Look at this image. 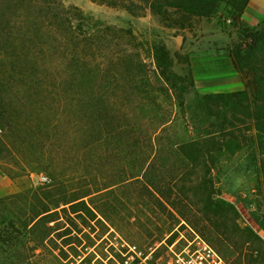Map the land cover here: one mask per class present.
<instances>
[{
    "label": "rangeland",
    "instance_id": "rangeland-1",
    "mask_svg": "<svg viewBox=\"0 0 264 264\" xmlns=\"http://www.w3.org/2000/svg\"><path fill=\"white\" fill-rule=\"evenodd\" d=\"M62 1L79 7L89 23L131 29L142 45L130 48L126 34L113 48L94 45L77 54L62 36L37 34L22 47L16 67L9 33L1 35L0 169L14 192L0 196V264H117L123 239L164 254L198 235L232 264H264V173L257 146L250 139L214 171L215 199L229 204L237 237H251L239 247L240 238L230 239L223 227L204 220L175 189L177 167H183L170 155V141L193 137L194 128L177 93L160 91L168 86L152 59L153 45L164 43L177 73L192 70L198 93L244 89L243 76L229 69L226 49L264 29V0H250L247 18H236L223 2L213 17L193 18L185 27L165 25L150 9L135 15L94 0ZM32 64L38 72H31ZM163 123L161 154L149 136ZM33 174L51 181L36 184ZM112 183L113 190H101Z\"/></svg>",
    "mask_w": 264,
    "mask_h": 264
},
{
    "label": "trees",
    "instance_id": "trees-1",
    "mask_svg": "<svg viewBox=\"0 0 264 264\" xmlns=\"http://www.w3.org/2000/svg\"><path fill=\"white\" fill-rule=\"evenodd\" d=\"M94 1L123 6L135 15L144 14L150 9L165 25L171 27H185L193 18H211L217 14L223 2L232 7L239 19L250 3V0ZM6 32L9 33V39L11 38V46L16 49L14 66L23 58L22 47L27 48V43L34 42L37 34L55 33L62 36L66 39L63 44L73 45L77 54L79 51L93 49L94 45L113 48L117 44L116 39L126 34L131 37L130 48L135 49L142 45L136 41L131 29H118L99 22L89 23L79 7L66 5L62 0H0V49L4 48L1 35ZM247 38L250 41L235 42L226 49L245 82L244 89L229 92L198 93L192 70L188 74L177 73L173 69L174 57L167 45L160 43L152 47L154 72L168 86L161 87L160 91L167 89L177 93L183 113L187 110L191 112L189 121L194 128L193 137L181 142L170 141V155L177 158L183 167H177L175 189L181 195L182 201L194 208L196 206L204 220L213 222L217 228L223 227L224 233L230 239L237 237L238 229L227 216L229 204L215 199L217 189L214 171L222 170V161L243 149L251 139L258 148L261 156L260 169L264 173V29L251 30ZM68 48L66 52L71 50ZM29 63H26L27 67ZM32 66L31 72L34 69L38 72L35 64ZM142 68L140 63L134 66L137 71ZM190 93L194 96L191 103H188L186 95ZM164 125L165 123L161 125V130L154 131L155 137L149 136L151 146L161 154L166 148L162 142L163 135L159 136L162 132L165 133ZM134 178L154 195L152 187L146 185L139 175ZM116 184L112 183L101 190L111 191ZM157 202L164 207L163 201L157 199ZM43 217L42 213L38 214L23 226L24 230L33 228ZM238 239L236 243L240 247L241 243L242 246L247 244L251 237H237L236 240ZM239 250L242 255L243 247Z\"/></svg>",
    "mask_w": 264,
    "mask_h": 264
},
{
    "label": "built area",
    "instance_id": "built-area-1",
    "mask_svg": "<svg viewBox=\"0 0 264 264\" xmlns=\"http://www.w3.org/2000/svg\"><path fill=\"white\" fill-rule=\"evenodd\" d=\"M35 175L32 178H37L36 184H47L51 181L46 174ZM170 250L164 254H157L153 249L146 252L137 244L123 239L116 261L117 264H232L216 245L199 235L180 249H175L173 244ZM93 264H97L96 261Z\"/></svg>",
    "mask_w": 264,
    "mask_h": 264
},
{
    "label": "crops",
    "instance_id": "crops-1",
    "mask_svg": "<svg viewBox=\"0 0 264 264\" xmlns=\"http://www.w3.org/2000/svg\"><path fill=\"white\" fill-rule=\"evenodd\" d=\"M250 8H251V4L248 5V7L246 8L244 18H247L246 16L249 13ZM228 65L230 66L229 69L233 74V76H241V74L234 67L233 62L230 63V61H228ZM12 186L13 183L10 177L2 169H0V196H3L5 194H11V192H14L13 189H10ZM31 226H33V224H31Z\"/></svg>",
    "mask_w": 264,
    "mask_h": 264
}]
</instances>
